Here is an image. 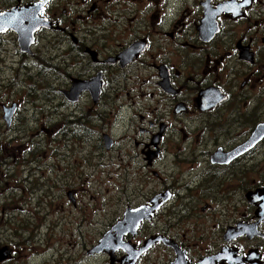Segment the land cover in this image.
Instances as JSON below:
<instances>
[{
    "label": "flooded vegetation",
    "instance_id": "af4514ba",
    "mask_svg": "<svg viewBox=\"0 0 264 264\" xmlns=\"http://www.w3.org/2000/svg\"><path fill=\"white\" fill-rule=\"evenodd\" d=\"M45 1L40 17L51 26L35 33L29 52L18 50V60L5 70L12 78L3 87L24 86L29 94L36 82L38 94L28 110L40 112L48 100L39 93L45 81L64 82L65 88L56 90L61 96L56 110L65 116L55 132L63 137L70 130L80 135L81 126L86 136V130L93 132L89 118L73 109L89 91L72 103L62 92L73 80L100 75V96L124 89L126 102L116 100L117 106L131 112L125 124L145 171L141 200L126 203L109 226L101 222L100 237L84 256L105 255L104 264H172L183 252L182 264H264V0ZM15 4L1 1L0 12ZM103 17L111 19L107 25ZM47 36L62 48L55 58L35 53ZM22 100L0 101V264H54L64 255L75 260L73 246L59 238L58 229L65 233L67 225L60 227L55 217L63 206L57 208L56 186L52 180L43 183L52 175L32 174L40 164L56 167L51 159L59 152L48 147L49 122L28 129L47 140L24 142L29 117ZM9 113L8 125L3 117ZM119 115L112 114L111 121ZM108 137L114 148L120 138L112 132ZM68 141H62L66 147ZM36 147L45 155L37 156ZM75 190L66 193L73 207ZM144 206L148 215L136 231L123 234L125 245L97 249L127 209ZM127 248L139 251L134 261Z\"/></svg>",
    "mask_w": 264,
    "mask_h": 264
},
{
    "label": "rangeland",
    "instance_id": "374dc122",
    "mask_svg": "<svg viewBox=\"0 0 264 264\" xmlns=\"http://www.w3.org/2000/svg\"><path fill=\"white\" fill-rule=\"evenodd\" d=\"M1 1L3 0H0V2ZM103 19L106 25L111 20L109 17H103ZM98 22H100V19L95 21V23ZM52 41H54V39H50L48 36L41 38L38 44L39 46L35 51L36 55L40 54L41 56L46 55L47 57L52 56V58H55L56 54L61 53L62 48L59 47L58 43L57 45L51 43ZM18 50L19 46L15 33L7 31L4 34H0V101L8 100L10 97L15 99H22L23 97L22 103L27 107L23 113L29 117L26 130L23 132V135H28L29 137L27 136L28 139L24 142L28 140L34 142L35 139L45 138V134H28V129L31 128L35 131L41 124L46 127L49 122L50 131L47 134V137L49 136L47 142H51L48 147H50L51 150L59 152V155L55 154L51 159V162L56 165V167H51V163L44 165L40 164L38 166L40 169H37L35 173L32 172V174L36 176L41 173L44 175H52V177L47 178L43 183L45 182L46 185H48L49 180L53 181L54 186H56L54 188V194L56 196L57 208L63 205L62 209H56L57 212L55 214L56 219L61 223L60 227L67 225L65 233H62L61 229H58L59 238L64 237V240H68L70 245L75 249L72 253L75 260L69 259L68 256L64 255L63 257H57L54 264L107 263L105 255L93 257L84 256L87 249L91 248L97 242L98 237H100L101 232H96V230L101 228V222H105L106 227L109 226L112 222V216L114 218L116 214L124 211L126 203L140 201L144 191H146V188H143V185L146 184V179L144 180L143 176L145 171H140V164L142 161L137 157L136 147L132 145V138L134 137L131 131L132 128H128L125 124V121H128L129 118L132 117L129 116L131 112L130 110H128V113L125 112V109L119 110L117 106L119 103L116 100L121 101L120 103L126 102L125 99H122L125 90H115L111 88V91L109 90L104 96L99 97L100 99L97 101L98 104L91 102L89 95L82 97L79 104L73 106V109H78L79 112H81L80 114H85L86 118H89L90 121H87V126L93 129V132L92 130L90 131V129L86 130L89 134V136H86L85 133H83L84 126H81L80 135H75L70 130V132L63 137L60 132L57 134H55V132L60 128L57 121H60L63 116H65V112L56 110L57 103L61 99L59 92L56 90L57 88H65L64 82L59 81L54 86V80L49 78L48 81H45L44 90L39 93L44 95L47 94L48 100L44 103V106L41 105L43 110H40V112L28 110V107L32 105L29 101L34 100V98H36L34 96L38 94V91L34 89L37 85L36 82L33 81L31 83L29 94L26 93V88L24 86L19 87L15 84L12 88L3 87L2 83L8 84L9 79L12 78L11 75L8 76V74H6L5 70H9L7 64L11 63V60H18ZM28 61L32 62L31 59H28ZM4 63L6 64L5 67H3ZM53 72L52 70V73ZM4 91L9 92V95L6 96L1 94ZM27 95L29 99H27ZM35 102L36 104H41V100ZM62 109L64 111L69 110L66 106L62 107ZM115 112L120 113V115L115 122H112V114L114 115ZM34 113L37 114V119H35L33 123L32 115ZM100 117L102 119H100ZM47 118L50 120L48 121ZM22 121H26L25 118H23ZM133 122L137 124V126L139 125L137 117L133 118ZM110 132H112L114 137L120 139H118V143L114 148L105 149L103 141L105 138L104 135L109 136ZM53 136L55 140L52 139ZM66 137L71 139V141H68L67 147L62 142ZM16 142L17 141L13 142V147L17 146ZM45 144L48 145V143ZM48 147L45 150H47ZM71 147L73 148L69 152ZM36 148L37 156L39 154L45 155V152L41 151L40 147ZM91 148L95 149L92 156L88 155V150H92ZM59 150H62V152ZM63 152H68V154H63ZM77 159L80 161H77ZM61 171L62 173H60ZM59 173H74V175H65L63 177ZM140 185L142 188H140ZM73 188L76 189L74 192L76 197V204L74 207L69 197L66 196L67 191L73 190ZM179 197L182 201V197L180 195ZM183 202L185 204V201H182V203ZM79 225H82V228L81 231L77 232V230H80ZM83 236L85 239H81ZM72 242L76 244L74 245ZM151 256L153 262L155 254ZM81 258L84 261H82ZM147 263L148 261L146 264Z\"/></svg>",
    "mask_w": 264,
    "mask_h": 264
},
{
    "label": "water",
    "instance_id": "95a60500",
    "mask_svg": "<svg viewBox=\"0 0 264 264\" xmlns=\"http://www.w3.org/2000/svg\"><path fill=\"white\" fill-rule=\"evenodd\" d=\"M16 4L6 11L0 12V32H6L7 29H11L17 35L18 46L21 51L30 50L31 44L34 42L35 34L34 32L38 31L42 27H50L51 24L48 23L46 18L40 17L41 9L43 8L46 1L42 2H29V4L20 5V0H15ZM29 20H32L30 22ZM38 20V23L36 22ZM30 23H29V22ZM102 81H99L96 78L91 80H73L68 90H62L65 94L66 100L71 102H77L81 93L83 91H89L92 102L97 103L101 90L100 86ZM7 124H10V113L7 115L4 114L3 117ZM104 147L110 148V138L106 135L104 136ZM148 215V207H140L137 209L131 210L130 208L124 212L123 219L121 223H118L113 226V230L116 234L110 232L103 235L99 240V245L97 249H104L112 251L119 248V243L122 244L121 238L126 232H134L139 225L140 221L145 219ZM125 245V243H123ZM124 247V246H123ZM131 253V258L134 261L137 257V254L132 251L131 248L126 249ZM132 251V252H131ZM134 255H133V254ZM183 254V252H182ZM181 253H178V257L172 264H182L184 263V256ZM130 255V254H129ZM183 259V260H182ZM205 262V261H204ZM206 264V262H205Z\"/></svg>",
    "mask_w": 264,
    "mask_h": 264
},
{
    "label": "bare ground",
    "instance_id": "6f19581e",
    "mask_svg": "<svg viewBox=\"0 0 264 264\" xmlns=\"http://www.w3.org/2000/svg\"><path fill=\"white\" fill-rule=\"evenodd\" d=\"M29 21L32 22V20H29ZM29 21H28V22H29ZM30 22H29V23H30ZM36 22L38 23V20H36ZM29 70H30V69H29Z\"/></svg>",
    "mask_w": 264,
    "mask_h": 264
}]
</instances>
